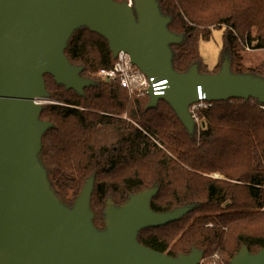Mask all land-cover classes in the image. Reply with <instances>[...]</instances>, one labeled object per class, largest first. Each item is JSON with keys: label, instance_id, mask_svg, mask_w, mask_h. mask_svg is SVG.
<instances>
[{"label": "trees", "instance_id": "1", "mask_svg": "<svg viewBox=\"0 0 264 264\" xmlns=\"http://www.w3.org/2000/svg\"><path fill=\"white\" fill-rule=\"evenodd\" d=\"M154 1L169 19L167 30L180 38L168 45L173 71L196 67L213 75L228 62L232 75L264 82V0ZM213 29L224 32L219 61L210 70L199 42L210 39ZM108 45L85 25L67 40L66 59L91 82L81 93L43 75L53 102L38 114L50 126L37 160L57 201L71 209L93 179L89 209L93 226L103 231L107 200L119 208L131 196L156 189L153 212L188 211L166 225L141 229L139 244L173 258L193 249L217 253L224 264L243 247L249 254L264 249V103L252 97L207 101L198 111L202 128L188 131L166 100L150 107L147 96H130L117 82L97 76L114 64ZM247 48L262 51L261 57L249 60Z\"/></svg>", "mask_w": 264, "mask_h": 264}, {"label": "water", "instance_id": "2", "mask_svg": "<svg viewBox=\"0 0 264 264\" xmlns=\"http://www.w3.org/2000/svg\"><path fill=\"white\" fill-rule=\"evenodd\" d=\"M133 10L112 0H0V264H197L201 252L177 258L139 244L137 233L183 216L188 209L155 213L150 207L156 189L130 197L116 209L108 201V230L92 224L89 198L92 181L72 210L51 193L37 160L42 134L50 126L38 119L36 99L47 95L43 75L81 93L89 80L79 76L64 48L77 27L103 35L113 56L128 52L140 69L156 81L166 80L163 95L188 129L187 105L198 100V86L208 101L256 98L264 102V82L235 76L225 62L218 74L201 75L196 67L178 74L171 68L169 20L154 0H133ZM231 264H264V249L249 254L243 247Z\"/></svg>", "mask_w": 264, "mask_h": 264}, {"label": "built area", "instance_id": "3", "mask_svg": "<svg viewBox=\"0 0 264 264\" xmlns=\"http://www.w3.org/2000/svg\"><path fill=\"white\" fill-rule=\"evenodd\" d=\"M111 68L100 71L97 76L105 81L117 82L120 88L125 89L130 96L144 97L149 99L151 94L163 95L167 87L166 80L156 81L155 77L148 76L140 67L132 61L128 52L120 49ZM204 94H201L198 86V100L187 105L189 112L195 115L197 111L209 106Z\"/></svg>", "mask_w": 264, "mask_h": 264}, {"label": "rangeland", "instance_id": "4", "mask_svg": "<svg viewBox=\"0 0 264 264\" xmlns=\"http://www.w3.org/2000/svg\"><path fill=\"white\" fill-rule=\"evenodd\" d=\"M122 4H126L128 7H130L133 10L134 16H136V13H135V10H134V1L133 0H126V2L122 3ZM223 32H224V29H213L212 32H211L210 39H208V40H200V42H199V53H200V56H201L202 60L208 66V68L210 70L214 69V67L217 65V63L219 61V54H220V50H221V47H222ZM245 52L247 53L246 54L247 58L250 60V59H253V58H255V59L260 58L262 51L253 50V49L247 48ZM249 60H247L246 63H248ZM48 74L51 75L52 77H54L52 74H50V73H48ZM235 76H239V75H235ZM246 77L253 78L251 76H246ZM254 79H256V78H254ZM52 102L53 101L49 98L48 92H47V95L45 97L36 99V104L39 105L40 110H41V108L44 105H47V104L52 103ZM187 113L189 115V118H190V121H191V124H192V130L191 131H193L194 129H196L197 131L200 130L202 128V125H201L202 123H201V120H200L199 116L197 117V111L195 112V115H193V113L189 112V110L187 109ZM214 177H218V175H214ZM90 180L92 181V184H93V179H89L88 181H90ZM108 201H110V200H107V203H108ZM107 203H106V205L104 206V209H103V214L105 216V227H104L103 231H99V230H97L95 228L98 232H105V231L108 230V226H107V222H106V214H105L106 208H107ZM122 207H119V208L115 207V208L119 210ZM72 208L71 209L70 208H66V209L72 210ZM92 216H93V214H92ZM239 252L237 254H239ZM197 264H224V262L221 259L219 254L212 253L211 255H208V256H204L203 254H201V257L199 258Z\"/></svg>", "mask_w": 264, "mask_h": 264}]
</instances>
